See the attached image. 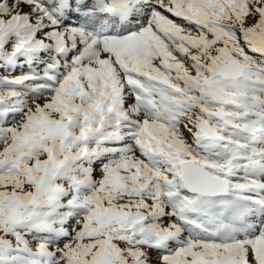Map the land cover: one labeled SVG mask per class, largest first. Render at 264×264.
Wrapping results in <instances>:
<instances>
[{"label": "snow or ice", "instance_id": "obj_1", "mask_svg": "<svg viewBox=\"0 0 264 264\" xmlns=\"http://www.w3.org/2000/svg\"><path fill=\"white\" fill-rule=\"evenodd\" d=\"M0 264H264V0H0Z\"/></svg>", "mask_w": 264, "mask_h": 264}]
</instances>
